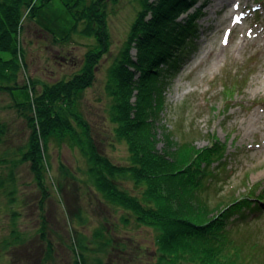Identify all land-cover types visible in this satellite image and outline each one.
<instances>
[{
	"label": "rangeland",
	"instance_id": "obj_1",
	"mask_svg": "<svg viewBox=\"0 0 264 264\" xmlns=\"http://www.w3.org/2000/svg\"><path fill=\"white\" fill-rule=\"evenodd\" d=\"M73 1L48 0L35 17L27 5L20 16L17 76L25 88L0 91V264H239L250 252L247 245L260 252L254 261L264 264V0H197L187 9L196 15L194 47L178 68L165 73L166 64H156V71L133 73L128 82L130 102L144 108L153 125L154 150L173 167L184 166L161 178L171 192L182 187L168 198L176 215L187 214L194 222L216 216L202 225L180 223L193 235L170 244L157 241L158 227L106 197L76 142L42 135L45 193L28 162L16 161L31 134L16 103L32 105L40 82L50 84L83 68L88 44L98 43L72 30L67 4ZM97 4L100 41L107 39L108 45L70 107L88 122L98 151L125 164L130 152L111 119L114 97L106 77L143 5L140 0ZM67 34L65 42L61 37ZM139 48L147 52L148 44ZM120 174H112L120 187L144 195L143 179ZM236 197L249 198L244 200L255 207L226 213L225 205Z\"/></svg>",
	"mask_w": 264,
	"mask_h": 264
},
{
	"label": "trees",
	"instance_id": "obj_2",
	"mask_svg": "<svg viewBox=\"0 0 264 264\" xmlns=\"http://www.w3.org/2000/svg\"><path fill=\"white\" fill-rule=\"evenodd\" d=\"M32 1L0 0V52L8 53V57L0 55L1 92H13L15 89L25 88L24 84L19 83L17 76L20 65L16 57L19 47L17 30L20 16L23 8L29 5L30 16L35 17L36 10L48 0ZM196 1L140 0L143 5L142 10L139 11L131 26L120 56L108 68L106 87L114 97L111 119L116 123L117 134L126 140L130 152L129 162L125 164L114 163L107 155L98 151L88 122L70 107L76 103L77 96L81 92L80 88L91 82L95 60L99 57L101 50L107 47L108 40L100 41L104 30L98 28L100 24L97 27V22H99L97 19H103L99 16L97 0H74L72 4H67L74 20L72 30H79L85 35L93 36L98 43L95 41L93 44H88L83 55V68L72 73L70 77L58 79L50 84L40 82V90L34 95L35 100L31 103L32 105L26 102L16 103L21 113L27 118V125L31 127V134L26 144L20 149L16 161L28 162L30 171L42 193L48 190L41 140L42 135H46L59 142L64 140L76 142L90 161L89 169L98 188L107 198L119 201L134 213L137 220L158 227L157 241L161 244L162 242L170 244L178 241V238L187 239L193 235V229L179 228L180 223L202 225L216 217L194 222L187 214L176 215V207L170 203L168 198H175L176 196L173 195L175 193L172 192H180L182 187L179 186L177 191L171 187L173 190L171 192L161 178L165 175H173L184 166L173 167L163 154L154 150V133H151L153 125L148 122L150 118L144 117V108L140 105L138 107L137 103L130 102L131 90H129L130 84L128 83L132 81L133 73H139L140 77L149 71H156L154 68L156 64H166L165 73H172L178 68L183 57L194 47V38L197 34L196 15L189 14L187 9L192 7ZM181 12L188 14L186 18L177 20ZM41 29L49 33V30L43 27ZM70 37L71 35L67 34L61 38L68 42ZM130 43L135 44L136 55L129 53ZM145 44H148L147 52L139 48ZM145 56L148 58L146 62H144ZM35 82H31L33 89H35ZM3 130L4 125L0 121V138ZM5 160L6 158L2 157V161ZM117 173L132 175L136 180L143 179L146 187L142 194L145 196L139 197L120 187L112 178V174ZM203 174L205 171L202 170L199 177ZM185 188L189 189L186 186ZM194 189L191 187L190 192L196 195ZM251 195L249 193L246 196L252 197ZM244 199L249 198H230L225 205V207L229 206L225 210L226 213L231 214L241 209L252 210L255 207L251 206L250 202L246 203ZM244 249L250 252L245 256L247 259L240 261L239 264H259L257 259L254 261L260 255L257 248L247 245ZM160 253L164 254V252ZM202 257L204 258L203 254Z\"/></svg>",
	"mask_w": 264,
	"mask_h": 264
}]
</instances>
